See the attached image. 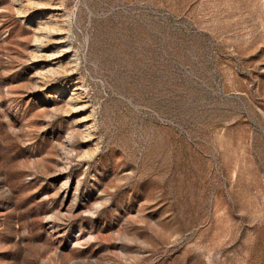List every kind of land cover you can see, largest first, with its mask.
I'll return each mask as SVG.
<instances>
[{"label":"rangeland","instance_id":"1","mask_svg":"<svg viewBox=\"0 0 264 264\" xmlns=\"http://www.w3.org/2000/svg\"><path fill=\"white\" fill-rule=\"evenodd\" d=\"M0 264H264V0H0Z\"/></svg>","mask_w":264,"mask_h":264}]
</instances>
